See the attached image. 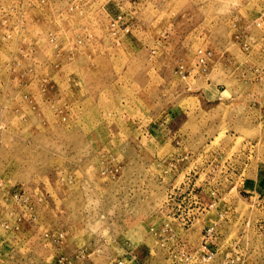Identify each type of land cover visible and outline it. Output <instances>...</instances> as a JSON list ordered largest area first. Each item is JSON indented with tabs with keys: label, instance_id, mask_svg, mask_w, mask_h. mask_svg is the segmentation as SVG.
I'll return each instance as SVG.
<instances>
[{
	"label": "rangeland",
	"instance_id": "1",
	"mask_svg": "<svg viewBox=\"0 0 264 264\" xmlns=\"http://www.w3.org/2000/svg\"><path fill=\"white\" fill-rule=\"evenodd\" d=\"M0 264H264V0H0Z\"/></svg>",
	"mask_w": 264,
	"mask_h": 264
},
{
	"label": "built area",
	"instance_id": "2",
	"mask_svg": "<svg viewBox=\"0 0 264 264\" xmlns=\"http://www.w3.org/2000/svg\"><path fill=\"white\" fill-rule=\"evenodd\" d=\"M208 232H210V230ZM203 249H204V252H202V257H201L202 260L207 261V260L212 259L213 253L211 251L206 250L205 248H203Z\"/></svg>",
	"mask_w": 264,
	"mask_h": 264
}]
</instances>
